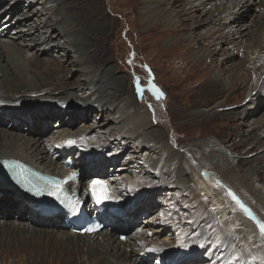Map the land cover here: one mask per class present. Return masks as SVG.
<instances>
[{
    "label": "rangeland",
    "instance_id": "rangeland-1",
    "mask_svg": "<svg viewBox=\"0 0 264 264\" xmlns=\"http://www.w3.org/2000/svg\"><path fill=\"white\" fill-rule=\"evenodd\" d=\"M175 1L148 0V5L144 7L142 0H65L66 20L70 25L73 22L77 26V34L72 30L74 34H71V38L84 39L86 50L80 58L81 52L74 47L65 50L67 45L61 42L64 47L59 46L48 50L46 47L50 40H43L44 38L37 35L38 32L30 31L32 35H28L25 31L30 25L38 24L41 14L38 15L33 10L40 8L41 0L40 3L18 0L19 3L13 7V10L6 9V7L10 2L13 5L16 4L15 0H0V10L4 8L0 11V26L2 27L0 30L5 33L9 32L7 36L2 37L1 35V38L10 39L18 32V37L21 39L16 41L19 45L10 46L5 43L2 45L11 50L20 46L26 49L31 56L41 52L40 58L50 63L52 61L50 66L35 67L24 63L19 56L14 54V60L17 63L20 62L19 64L26 73L35 74V78L30 80L32 82L37 80L39 84L36 87L40 85L42 87L27 90L30 87L24 88L12 84V90L15 91L13 95L16 98H10L7 93H3L0 98V129L8 128L9 131L28 138L39 139L41 146L44 145L58 152L60 149L57 143L61 142L65 133L75 134L78 131L77 128L86 127V130L77 133H84L87 143L89 140L90 144L86 145V148L92 149L91 154L85 157L86 152L83 151L85 144L79 143L76 144L75 152H81L83 157L78 161L76 155L66 153L63 156L64 152H60L62 162L65 163V158L74 156L73 167H81L80 172L83 176L89 173L91 177L92 175L95 177V173H99L108 179L112 191L124 201V205L119 208L125 209L130 205L133 207L129 212L130 216L126 217L128 218L126 228L118 225L111 227L112 231L118 235L127 233V238L121 240L126 242L131 233L139 230L158 244H166L170 251L177 252L183 247V241H187L186 234L195 225L198 208L210 210V207L207 204V197L197 194L196 189L190 185L193 180L189 178L188 173L183 175L186 182L180 183L181 185L169 183L173 184V187L159 186L160 181H154L158 179V173H155L157 171L152 166L160 164V152L164 149L162 145L166 146L164 152L171 149L184 155L183 158L188 162H186V167L194 169L196 173L200 174L203 168L210 171L215 181L214 185L222 186L227 194H229V188L233 191L227 182L237 183V189L251 201L253 206V208L248 205L245 207L251 213L255 212V221L258 220L264 224V208L260 206L257 197L246 188L248 183L254 182L264 192V144H257L258 139L264 140L262 138L264 133L258 137L259 126L264 123V80L259 83L261 86L258 96L253 91V94L247 97L246 92L242 93L243 80L237 81L236 89H226L221 93L207 90L210 80L214 78L223 80V84L225 83L227 87L233 77L232 67L238 66V61L243 63L245 58L251 60L256 52L253 47L237 49L234 46L238 52H234L231 57H226L223 56L222 51L228 53L232 50V45L229 44L232 38L225 42L215 39V42L219 43H214L210 48L214 47L215 51L220 50V52H213L214 54L210 52L209 56L215 58L216 63L203 65L199 60L196 61L189 56L188 51L193 48V44L191 47L187 45V35L193 32L192 35L195 34L196 37L202 31L213 30L215 19L218 17L217 13L228 9V2L205 1L202 6L203 12L193 10V6L187 7L188 10L194 11V14H191L193 20L186 23L188 32L183 33L184 35L179 38L168 36L169 38L166 39L167 34L164 33L163 28L169 23H164L163 15L160 18L161 22L155 21L157 18L155 13L159 8L169 6ZM179 1L185 5H192L195 0ZM57 3L58 0L46 3L47 8L44 9V14L57 15V6H59ZM251 3L245 1L237 9L226 12L221 18L222 27L244 32L246 28L243 26L244 21L246 25L250 21L260 20L263 14L259 10L261 8H258L257 4L252 6ZM187 9L177 7L175 4L171 11L160 10L167 19L172 18L171 25L178 26L176 12ZM143 11L151 16L149 22L145 23L140 20V16H144ZM96 16L104 23L102 32L97 28L99 22ZM56 18L53 21L57 23V26L51 28L50 34L65 25L61 17ZM5 19L10 25L2 24L5 23ZM44 24L47 26L49 21ZM46 26L42 25L39 29L46 31ZM248 29L250 33L253 31L257 38L259 29H256L252 22ZM248 37L243 39H248ZM198 40L199 38H196L195 43ZM43 44L47 46L38 49ZM201 46L208 48L203 44ZM61 58H64V61ZM173 58L175 61L171 60ZM67 61L68 65L65 67L64 62ZM182 64L187 66L186 71L184 73L175 71L183 66ZM247 67L244 65L242 70L238 69V74L240 71H246ZM107 74H112L111 77L117 78L114 85H108ZM186 74L191 75L190 80H184ZM93 75H96L95 78H92ZM98 75L104 77L103 84L109 86V92L115 95L117 104L101 106L98 104L100 102L84 101L90 94L88 87L96 85ZM6 88V90L10 89ZM90 90L92 91L93 88L91 87ZM64 95L67 96L62 101L60 97ZM1 102L12 104H6L8 105L6 106ZM27 108L28 111L24 112ZM230 112H236L239 115L224 116ZM139 115H145L147 118L144 120H149L147 123L152 124L150 128L143 129V134L153 136L152 139L155 142H152L154 143L152 146L147 145V142L137 143L128 138L129 134L122 132L124 125L134 127L137 118L133 117ZM130 117L131 123L129 122ZM1 120L6 125H3ZM243 131L246 133L243 134ZM146 156H149L147 160L151 159L150 167H147L146 160L144 161ZM96 157H99L98 162H95ZM226 159H228L227 163L221 164L225 163L223 161ZM228 163H230L229 166ZM220 165L223 167L221 171H218ZM254 171L258 174L254 175ZM2 187L5 188V185L0 184V189ZM0 195H3L2 192ZM10 195L16 196L14 193ZM15 215L12 213L13 217ZM113 215L117 214L113 213ZM216 217L219 216L216 215ZM120 229L123 232H119ZM208 242L205 241L202 244L197 241L190 242L189 247L193 255L191 262L183 259L177 262L204 264L210 261L212 253L219 255L220 249L215 250L214 247L207 255L206 252L211 247ZM156 256V254L151 255L150 259L146 258L144 261L155 264ZM234 261L230 260L228 264H237V260L234 259Z\"/></svg>",
    "mask_w": 264,
    "mask_h": 264
},
{
    "label": "bare ground",
    "instance_id": "bare-ground-1",
    "mask_svg": "<svg viewBox=\"0 0 264 264\" xmlns=\"http://www.w3.org/2000/svg\"><path fill=\"white\" fill-rule=\"evenodd\" d=\"M15 1L16 4L14 5L11 4V2L8 3L6 9L13 10V7L15 5H18L19 3L18 0ZM28 1L30 3H40V0ZM41 1L42 2L40 3V8H37L35 10L32 9L33 12H37L38 15L41 14V18L38 20V24L30 25L25 31L28 32V35H32L29 33L30 31L38 32L37 35L44 38L43 40H50L48 46L43 44L41 47H38V49H42L46 46L48 50H51L52 48L56 49L59 46L64 47V45H61L62 42L67 45L65 46V50L74 47L77 51H80L81 58V55L86 50L85 43L83 42L84 39L76 40L71 38V34H74L72 30H74L75 34H77V26L73 22L70 25L68 20H66V12L64 11L66 4L65 0H58V13L57 15L51 14V16H49V14H44V9L47 8L45 4L52 2L53 0ZM142 1L144 7L148 5V0ZM162 1L165 0H161V2ZM205 1L208 0H195L192 5H185L179 0L178 3H176V0L175 2H173V4L170 3L169 6L159 8L155 13L157 15L155 21L157 20L161 22L160 18L163 15L164 23H169V25L166 24L167 26H164L163 28L164 33L167 34L166 39L173 36L175 38H179L180 36L184 35L183 33L188 32V30H186L188 26L186 23L193 20V16H191V14L194 12L193 10H202L203 12L202 6ZM222 1L223 3L228 2V9L220 10L217 13L218 17L217 19H215L213 30L202 31L201 34L196 37L194 36L195 34L192 35L193 32L187 35V45L191 47L193 44V48L189 49L188 51L189 56L193 59H196V61L199 60L203 65L216 63L215 58L210 57L209 55L219 53L220 50L215 51L216 48L214 49L213 47L211 49L210 46H212L214 43L229 41V38H232L230 39L231 41H229V44L232 45V50L228 53L222 51L223 56L231 57L233 56L234 52H238L236 50L239 48L249 49L253 47L256 53L251 60L245 58L243 63L241 61H238V66L234 65L232 67L233 77L231 79L229 78L230 82L227 87H225V83V85L223 84V80L219 78L210 80L211 82L208 84V86H206L207 90L213 91L214 93H221L226 89H236L238 87L237 81L243 80L242 89L244 91L242 90V93L246 92V97L252 95L253 93L258 96L260 94L259 89L261 86V84L259 83L264 80V0ZM245 1L252 2V6L257 4V7L261 8L259 9L263 12L261 19L250 21L246 25V21H244L243 26L246 27L244 32L232 30V28L225 29L224 27H222V16L226 12L232 11L233 9H237L238 7L242 6ZM175 4L177 5V7L181 6L184 9L192 6V8H194L193 10H184L185 12L182 10L181 12H176L175 17L177 18V22L179 23L178 26H174V24L171 25L172 18L167 19L163 11L160 10L163 9L165 11H171V8ZM251 5L250 8L252 9L253 7H251ZM3 10L4 8H2L0 11ZM143 14L144 16L141 15L140 20H142V22L144 21L145 23L149 22L151 20V16L146 15L145 11H143ZM97 16L96 19L99 22L97 28H99V30L102 32L104 23L102 22V20L99 21ZM56 17H61L60 19H62L61 21L65 25L63 28L50 34L51 28L53 29V27L57 26V23L53 21V19H55ZM5 20V23L2 24L7 23L8 25H10L9 21L7 19ZM46 21H49V24L47 26L44 24ZM251 22L254 24V27L256 29H259V32L256 35L257 38H255L253 31L252 33H250L248 29ZM42 25L46 26V31L45 29H39V27H41ZM0 28L2 27L0 26ZM8 33L9 32L5 33L4 31L0 30V98L2 97L3 93L9 94L10 98H16L13 95L15 91L12 90V84H16L24 88L30 87L27 88V90L42 87L41 85L39 87H36L39 84L37 80H35V82L37 83L30 80L31 78H35V74L30 75L26 73L25 69L22 68V66L19 64L20 62L17 63L14 60V54L19 56V58H21L24 63L28 65L32 64L35 67L43 65L50 66V64L52 63V61L50 63V61L40 58L39 55H42L41 52L38 55L36 54L35 56H31V54H28L29 52L26 49L20 46L15 48L14 50H11L2 45V43L10 46H12L13 44L19 45L16 42L17 39L21 40L20 37H18V32H16L14 37H10V39L1 38V35L2 37H4L7 36ZM246 36H249L248 39H243ZM196 38H199V40L195 43L194 40ZM215 39L220 40L219 42H215ZM252 41H254L255 43H253ZM239 42H241L242 44H240ZM243 43H245V45H243ZM202 44L203 46H207L208 48L202 47ZM234 46H236L237 49ZM169 55L171 54L169 53ZM175 57L176 55L174 56V58ZM174 58L171 60L175 61ZM61 60L64 61V58H61ZM64 63V66L66 67L68 65V61ZM240 63L242 64L240 65ZM244 65L248 66L247 70L240 71V74H238L237 70H242V67ZM186 67V65H183L181 67H178V69L176 68L177 70L175 71H179L178 73L183 71L182 73H184L187 69ZM112 74H107L108 81L111 83L109 84L108 82V85H114L115 81L117 80L115 76L111 77ZM236 74L237 76H235ZM95 76L96 75H93L92 78H95ZM109 77H111L110 80ZM97 78L98 79L96 80V85L93 84L88 87V91L90 92V94L84 101L90 103L100 102L98 104H101V106H104L105 104H117L118 101L116 100L115 95L112 92H109V86L107 84H103L105 82V80H102L104 77L98 75ZM190 79L191 75L189 76L188 74H186L184 80ZM181 80H183V78ZM196 80H198V78ZM192 85L194 86L195 83ZM95 86L96 88H94ZM4 87H9L10 89L6 90L7 88L5 89ZM91 87L93 88L92 91L90 90ZM66 96L67 95L60 97L62 101ZM1 103L4 105L12 104L10 102ZM27 111L28 108L24 109V112ZM236 112H230L225 114L224 116L232 117L234 115H239V113ZM133 118H137L135 122L133 121L134 127L124 125L125 127L124 129H122V132L129 134L128 138L135 140V142L137 143L147 142V145L152 146L154 144L152 142H155V140L152 139L153 136H147L143 134V129L145 127L150 128L152 124L147 123V121L149 120H144L145 118H147L145 115H139ZM1 121L3 125H6L3 120ZM129 122H132L131 117L129 118ZM259 127L260 133L258 137H260L261 133H264V123ZM84 129L86 130V127L84 126H81V128H77L78 131H82ZM9 130L10 129L8 128L0 129V168L7 166V160L15 158L27 162V164L44 173L67 175L68 171L74 170L78 173V175L72 181H70L71 188L73 191H76L81 197L87 196V189L91 180V176L89 177L90 174L86 173V175L83 176L80 172L81 167L74 166L73 168L68 169L66 167V164L62 162V153H60L64 151L66 152V150H68L69 154L76 155V159L79 161V159L83 157V154L81 152L76 153L75 148L77 147L76 144L78 145L79 143H81L85 144V148L83 151H85L86 154L84 156L87 157L88 155H90L92 149L86 148V145L90 144V142L88 140L87 143V139L84 133H77L78 131H76L77 134H71L69 132L65 133V137L61 140L60 143H57L60 150L58 152H54L49 147H46L44 145L41 146L39 139L28 138L24 135ZM244 133L246 132L243 131V134ZM262 138H264V135L262 136ZM68 141H72L73 143H68ZM261 143L264 144V140L261 141V139H258L257 144ZM161 144L162 143H160V145ZM161 147L164 149L160 152V164L152 166L157 171L155 173H158V179L156 178L154 181L158 180L162 183L167 181L168 183L165 182L163 184L159 182L158 185H168L170 187H173L174 185H181L180 183L186 182L183 175L185 173H188L189 178L193 180L190 185L196 189L197 194H203L205 197H207V204L210 207V210L198 208V213L195 215V225L192 227V230L188 234H186L187 241H183L184 244L180 251H177V253L175 252V250L170 251L166 244H158L155 240L148 238L146 233H141L139 230H135L134 233H131L126 242L121 241L118 237L119 235L116 232L112 231V228L118 225L126 228L128 223L126 222L128 219L126 217L130 216L129 212L133 208L131 205L125 209L117 207L114 209V211H109L106 206L97 207L92 202H88L86 205L87 208L93 212L97 211L99 215H102L107 221V227L103 228L98 233L81 235L73 232L67 227V224H65V222L63 221V214L58 209L50 212H42L41 210L36 209L33 206V203H31V201L25 195H22L20 193L16 194V196L10 195L8 190L11 188V186H16L15 182L4 181L3 183L0 182V184L5 185V188L2 187V189L0 190L4 189L3 191H6V193L1 191L5 196L0 195V264H149V262L144 261V259H150L151 255L155 254L157 255L155 264H181L183 261H177L183 259L187 262H191L192 260V249L189 247V243L192 241H197L201 244L202 242L209 241L208 243L211 244V247L207 250V255L208 253H210V250L214 249V247L215 250L220 249V254L218 253L219 255H217L216 253H212L210 262H204V264H228L230 260H233V262H235L234 259L237 260V264H264V234L261 233L255 219L250 218L249 215L246 214L240 207V204H243L244 206L248 205L253 208L251 201L247 199V197L244 196L240 190L237 189V183L235 184V182L232 181L227 182V184H229L233 190L231 191V189L228 187V193L232 194L229 195L224 191L222 186L220 187L216 184L214 185L215 181L212 176L203 177L201 173H196L194 169L187 168V161L183 158L184 155L182 156L181 154H179V152H175L168 148V150L164 152L166 146L162 145ZM162 154L164 155L163 157ZM147 157L149 156H146L144 158V161L146 160V166L150 167L152 162L151 159L147 160ZM98 158L99 157H96L95 162L99 161ZM227 161L228 159L224 160L223 162L225 163L221 164H226ZM229 165L230 163H228V166ZM93 167L96 168L97 166L93 165ZM222 167L223 165H220L218 167V171H221ZM254 172V175L258 174L256 171ZM84 178H86L85 181ZM241 182H244V180H241ZM169 183H173L174 185ZM238 183L240 184V182ZM246 188L254 196L257 197L260 206L264 208V192L260 190L256 183H248V185H246ZM233 196H235L236 199H233ZM237 199L239 201L241 200L240 204L236 202ZM12 213L16 214L15 217L12 216ZM113 213H116L117 215H113ZM254 213L252 212V216L254 215ZM216 215H218L219 217L217 218ZM6 216L9 217L6 218ZM60 217H62V220L59 222ZM119 217H121L122 219L118 220L117 218Z\"/></svg>",
    "mask_w": 264,
    "mask_h": 264
},
{
    "label": "snow or ice",
    "instance_id": "snow-or-ice-1",
    "mask_svg": "<svg viewBox=\"0 0 264 264\" xmlns=\"http://www.w3.org/2000/svg\"><path fill=\"white\" fill-rule=\"evenodd\" d=\"M157 98H159V96H157ZM68 143H73V142H72V141H68ZM97 183H98V182H96V181L93 182V196H94V198L96 199V202H97V203H101V202H102V199H106V198H109V197L105 196V197L102 198V197L96 195L95 188H96V184H97ZM58 191H60V188H59V185H58V183H57V189H56V192H51L50 194H51V195H56ZM229 195H232V194L229 193ZM233 199H236L235 196H233ZM236 202H237L238 204H240V201H239L238 199L236 200ZM240 207L243 209V211H244L246 214L249 215L250 218L255 219V217L252 216V213H251V212H250V211H249V210H248L243 204H240ZM256 223H257V225L259 226L261 233L264 234V224H261L258 220L256 221ZM90 231H91V229H90Z\"/></svg>",
    "mask_w": 264,
    "mask_h": 264
},
{
    "label": "water",
    "instance_id": "water-1",
    "mask_svg": "<svg viewBox=\"0 0 264 264\" xmlns=\"http://www.w3.org/2000/svg\"><path fill=\"white\" fill-rule=\"evenodd\" d=\"M201 175L203 176V177H211L212 176V173L210 172V171H208L207 169H201ZM4 181H6V175H5V173H4V171H2V170H0V182H4ZM10 191H14V192H19V190L18 189H16V187L15 186H11V188H10ZM4 193H6V191H4Z\"/></svg>",
    "mask_w": 264,
    "mask_h": 264
}]
</instances>
